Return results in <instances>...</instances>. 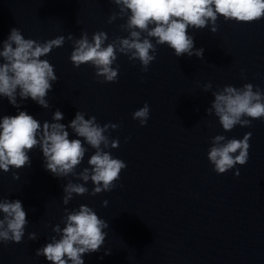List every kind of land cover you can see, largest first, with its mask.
<instances>
[{"label":"water","instance_id":"95a60500","mask_svg":"<svg viewBox=\"0 0 264 264\" xmlns=\"http://www.w3.org/2000/svg\"><path fill=\"white\" fill-rule=\"evenodd\" d=\"M114 12L119 8L111 0H0V50L12 28L39 42L66 38L63 47L42 57L58 77L47 96L50 107L17 97V109L0 97V118L27 111L41 123L52 122L59 109L65 125L77 111L86 119L95 116L101 126L119 124L110 137L119 138L120 146L107 151L127 164L111 192L74 194L68 205L62 202L63 186L84 182L46 171L39 147L29 153L30 167L0 170V199L20 200L29 222L22 243H0V264H49L36 251L57 235L55 225L64 227V209L81 204L109 223L104 245L85 255V264H264V119L225 132L214 113L206 114L212 92L226 85L251 83L264 91V19L237 23L220 17L216 33L211 25L189 29L195 48L204 49L203 59L176 57L166 44L158 45L147 72L141 71L138 60L117 53V82L100 83L91 65L73 66V44L67 36L79 39L87 32L91 40L95 32L104 31L106 44L127 37L119 27L126 18L108 23ZM207 83L212 85L209 91L203 87ZM145 102L150 116L141 127L132 114ZM68 131L70 139L77 138ZM248 132V162L218 175L207 159L212 138L242 139ZM85 147L77 173L88 167L95 151ZM13 173L19 179H13ZM85 186L91 193L92 182ZM32 232L36 240L28 239ZM106 250L111 254L105 255Z\"/></svg>","mask_w":264,"mask_h":264},{"label":"clouds","instance_id":"9594fccd","mask_svg":"<svg viewBox=\"0 0 264 264\" xmlns=\"http://www.w3.org/2000/svg\"><path fill=\"white\" fill-rule=\"evenodd\" d=\"M119 12L110 15L108 23L116 19H125L120 30L127 37H115L110 42L104 31L95 32L91 40L87 32L79 39L67 36L72 41L73 51L70 61L75 68L89 64L95 69V76L102 78L100 83H114L119 78L117 53L128 57L129 61H139L141 71L147 72L156 59L158 45H167L176 57L196 56L203 59L204 49L195 48L194 36L189 29L202 30L211 25L210 31L218 30L217 20L225 22L251 23L264 19V0H111ZM155 40V43H153ZM66 41L60 35L54 39L39 42L26 39L18 28H12L0 50V97H6L9 103L20 108V100L31 98L47 109L50 104L48 93L58 80L54 66L42 59L50 55L53 49L61 48ZM106 44V46H105ZM116 65L113 67V65ZM205 91L212 88L211 83L204 86ZM214 100L206 110L207 115L215 114L225 132L237 125L251 127L252 121L264 119V91L259 86L246 83L237 88L226 85L212 92ZM85 113L77 111L69 124L61 123L63 113L57 109L52 122L41 123L27 111H18L17 115H5L0 118V170L7 173L11 169L31 166L29 153L39 147L44 158V167L54 177L65 178L69 175L84 183L69 181L63 186L62 202L68 205L74 194L96 196L111 192L120 180V174L127 164L114 158L107 149L120 146L119 138L112 139L110 130H116L119 124L107 123L101 126L96 117L85 118ZM150 107L147 102L133 112L132 118L139 121L141 127L147 125ZM68 129L77 138L70 139ZM251 132L242 139H228L224 135L212 138L207 159L218 175L225 174L238 165H245L249 159V140ZM128 138L125 139V143ZM94 154L87 161L88 167L77 173L88 148ZM236 176L240 173L237 170ZM13 179H19L13 173ZM89 181L94 185L91 193L85 186ZM103 201V206H107ZM0 243L20 244L25 236L29 222L27 213L20 200L0 199ZM61 218L64 227L55 225L50 242L39 248L35 255L43 256L49 264H85V255L99 252L104 245L109 223L100 218L89 206L81 204L78 209H64ZM59 236V238H57ZM29 240H36L35 232L28 234ZM111 251L106 250L105 255Z\"/></svg>","mask_w":264,"mask_h":264}]
</instances>
